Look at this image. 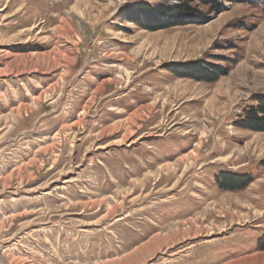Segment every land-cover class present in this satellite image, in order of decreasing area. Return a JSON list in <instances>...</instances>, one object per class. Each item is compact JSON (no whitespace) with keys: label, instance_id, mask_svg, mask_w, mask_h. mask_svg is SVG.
Instances as JSON below:
<instances>
[{"label":"rangeland","instance_id":"obj_1","mask_svg":"<svg viewBox=\"0 0 264 264\" xmlns=\"http://www.w3.org/2000/svg\"><path fill=\"white\" fill-rule=\"evenodd\" d=\"M174 4L0 0V264H264V0Z\"/></svg>","mask_w":264,"mask_h":264},{"label":"trees","instance_id":"obj_2","mask_svg":"<svg viewBox=\"0 0 264 264\" xmlns=\"http://www.w3.org/2000/svg\"><path fill=\"white\" fill-rule=\"evenodd\" d=\"M176 4L171 7L165 5H159L152 9L148 5L144 6L142 13H145L146 21L149 25H146L148 29H161L184 24V18L186 16H202L203 11L201 6L208 7L210 12L217 11L220 8L221 0H175ZM236 2L246 3H260L261 0H229ZM134 12V11H133ZM135 22H139V19H134ZM154 24V25H152ZM205 72V71H203ZM195 78L200 79L194 75ZM218 78L209 77L208 80H215ZM256 105H251L250 109L246 110V116L240 120L239 125L243 128L254 129L264 132V95L257 97L255 100ZM252 178L248 175H239L228 172L221 174L219 179V185L222 189L226 190H239L244 189ZM259 248L264 249V237L259 242Z\"/></svg>","mask_w":264,"mask_h":264}]
</instances>
